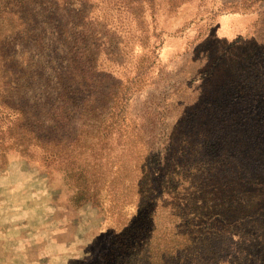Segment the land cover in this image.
Wrapping results in <instances>:
<instances>
[{"label": "rangeland", "instance_id": "obj_1", "mask_svg": "<svg viewBox=\"0 0 264 264\" xmlns=\"http://www.w3.org/2000/svg\"><path fill=\"white\" fill-rule=\"evenodd\" d=\"M24 3L0 0V264L115 259L108 204L85 199L81 174L90 163L95 180L99 164L116 152L123 159L127 147L116 133L104 148L94 145L93 134L80 133L86 100L95 123L111 105L115 115L144 121L141 136L164 215L159 223L175 236L192 227L178 228V216L193 211L208 173L212 184L199 217L208 222L192 241L209 248L197 256L203 264L212 262L225 236L242 224L248 229L249 218L264 211V0ZM67 29L88 33L80 48L89 59L77 55L80 42L70 44ZM207 143L222 153L204 151ZM108 175L98 176L101 187ZM169 177L180 184L175 191L163 189ZM147 212L136 211L132 225L149 223Z\"/></svg>", "mask_w": 264, "mask_h": 264}, {"label": "trees", "instance_id": "obj_2", "mask_svg": "<svg viewBox=\"0 0 264 264\" xmlns=\"http://www.w3.org/2000/svg\"><path fill=\"white\" fill-rule=\"evenodd\" d=\"M50 1L58 2L59 0ZM15 3L17 6L25 4L24 0H15ZM3 5H5V2H3ZM6 13L4 12V15ZM20 22H22L21 18L19 19V25H22ZM22 30L26 31L27 27ZM66 35L70 44L73 38H78L76 40L77 44V41L78 43L82 41V37L86 38L88 33L86 31L71 32V30L67 29ZM81 46L80 42L77 55L81 59L84 57L89 59L88 49L80 48ZM82 74L85 76V72ZM83 75L77 74L78 81L83 80ZM141 75L138 73L132 81V84L137 85L136 87L140 86ZM88 82L92 83L93 81ZM88 101L86 100L87 105L81 111L80 133L83 136L93 134L97 142L94 145L104 144L103 148L109 145L105 143H110L111 138L114 136L113 134L116 133L120 137L118 143H122L123 146L127 147V151H124L123 159L117 158L116 152L112 156V160L110 158L107 163L99 164L95 180L91 181L88 176V173L94 168L90 163L83 169L81 174L84 177L83 182L88 183V188L84 191V194L87 193L85 199H94L100 204H108V211L110 213L109 222L112 223L110 226L115 227L116 231H114V235L117 238L113 246L116 248L115 259L112 260L111 264H170L172 258L173 260H177L178 264H185L191 258H195L200 264H203L207 260L197 256L206 252L209 248L199 245L193 247L192 238H197L201 234L200 224L208 222H204V220L200 221L199 217L204 212L202 201L210 191L207 190V185L212 184L211 177L208 173L205 174L204 185H202L204 193H196L194 196V200H198V202L193 206V211L186 210L189 216L183 215L184 212L178 216V228L190 225L192 226L188 228L190 231L188 232V229L175 230V236L174 232L168 230L167 227L161 226V223H159L160 218L164 215L161 210V202H158V192L153 190L152 168L148 159V153L145 151L146 142L141 136L144 121L141 119L138 123L132 119L129 113L123 114L120 112L119 116L115 115L113 113L114 106L111 105L110 114L104 116L100 124L95 123L93 122L94 107L92 102ZM78 139L79 137L72 142H68V149L78 144L80 141ZM207 149H210L211 152L215 151V154L222 153L212 143L206 144L204 151H207ZM118 156L122 157L120 154ZM73 157L74 159H78L75 155ZM215 165L220 169L219 164ZM259 167H262V165ZM176 169L178 171L182 170L180 166H176ZM243 169V172L251 170L245 166ZM104 171H109V175L103 181L104 186L101 187L98 183L102 179L97 178L98 176L102 177ZM253 172H258L256 176L261 175L259 169H255ZM193 173L195 177H201L199 170H195ZM170 178L167 181L164 180L162 183L164 184V186L162 185L163 189L168 185V187L175 191L179 188L180 184L171 181ZM196 179V182H199V178ZM165 194L166 192L164 191L163 196ZM164 199L171 201V199L166 197ZM142 207L148 208L147 216L149 223H145L144 226L132 225V217ZM217 211L213 206H209L208 213L210 212L215 215ZM249 219L246 226H248L249 230L254 229L258 234L255 236H253L254 234H249L248 229L243 228V224L237 226L234 233L231 235L229 233V236L224 237V248L216 252L217 257L212 262H209V264H264V211L257 212ZM123 228L126 231L124 234H121ZM203 235L206 237L211 236V234L207 235L206 233ZM252 238L253 240H251Z\"/></svg>", "mask_w": 264, "mask_h": 264}]
</instances>
